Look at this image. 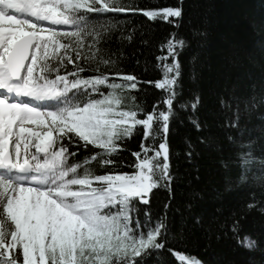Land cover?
Instances as JSON below:
<instances>
[{"label":"trees","instance_id":"trees-1","mask_svg":"<svg viewBox=\"0 0 264 264\" xmlns=\"http://www.w3.org/2000/svg\"><path fill=\"white\" fill-rule=\"evenodd\" d=\"M61 17L74 26L41 58L39 81L60 80L74 107L113 96L115 114L140 123L115 126L108 145L63 132L38 158L115 186L150 165L149 195L128 203L133 235L118 240L129 248L113 254L160 243L144 264H183L178 253L264 264V0H72ZM13 230L0 213V231Z\"/></svg>","mask_w":264,"mask_h":264},{"label":"rangeland","instance_id":"rangeland-1","mask_svg":"<svg viewBox=\"0 0 264 264\" xmlns=\"http://www.w3.org/2000/svg\"><path fill=\"white\" fill-rule=\"evenodd\" d=\"M71 1L0 0V81L6 82L8 77L5 68V57L13 42L24 33L33 32L38 34L39 38L25 68L22 81L18 85L29 89L34 87V90L42 91L45 94L55 95L60 93V81L47 80L40 87H36L39 81L38 67L43 56L55 50H61L62 44L58 41V36L71 32L69 30L72 27V23L61 18V16H67V9ZM7 3L19 4L22 11L25 9V13L30 16L25 14L23 17L18 18L13 13H9L7 6H4ZM166 9L172 8L163 9L167 17L172 16L164 11ZM33 17H37L39 20H34ZM51 100L56 103L54 107L47 106L35 110L28 107L19 110L14 108L10 111L5 110L4 107L0 108V123H3L6 117H19L13 132V152L17 151L16 146L19 145L21 159L27 160L28 153L30 154L29 157L34 159L32 163L27 160V171L25 170V173L27 175L32 174L33 178L30 181L35 183L27 182V179L23 177L25 182L30 183V186L37 193L47 192L61 203L94 206L97 214L112 229L115 238L123 241L122 235L132 237L133 232L130 225L128 203L134 197L145 199L149 195L150 191L143 190L146 188L151 189L152 187L148 173L149 163L143 162L135 174L124 176L123 184L115 186L111 177L95 179L96 181L93 182L90 176L69 175L56 169L53 163L38 158V154L39 152L43 153L47 149L46 143L53 145L57 136L66 131H76L90 141L108 145L110 144L109 140L104 139L103 136L105 134L112 135L115 126L130 129L135 123L138 124L140 122L135 115L128 112L117 116L114 112L117 100L113 96L90 102L81 107H74L73 104L71 105L65 101L60 102L56 96ZM0 105H2L1 101ZM153 118L154 116H149L147 120L143 121V124L149 128ZM21 129L24 131L21 132ZM21 137H23V142H21ZM48 163H50L49 167ZM42 170L44 175L41 176L39 174ZM137 177L141 179L137 181ZM0 179L11 181L9 176H3ZM13 183L17 187L19 186L18 181H13ZM50 240L51 237H49ZM79 254L78 250L77 255L79 256ZM191 257L199 260L200 264H204L199 258Z\"/></svg>","mask_w":264,"mask_h":264},{"label":"snow or ice","instance_id":"snow-or-ice-1","mask_svg":"<svg viewBox=\"0 0 264 264\" xmlns=\"http://www.w3.org/2000/svg\"><path fill=\"white\" fill-rule=\"evenodd\" d=\"M164 11L179 17L182 9ZM14 55L20 57L22 53L18 49ZM18 119V116L6 117L0 123V177H11V181L0 179V213L14 226L8 237L0 231V264H144L145 257L150 253L163 249L164 245L160 243L143 245V250L131 246V256L117 258L113 253L126 250L129 245L118 247V238L113 236L112 229L97 214L94 206L61 203L47 192L37 193L30 183L19 176L28 163L26 159H21L19 145L16 152L12 150V137ZM230 126L235 127L236 124ZM128 135L130 137L131 134ZM246 155L250 157L251 153ZM136 179L139 181L141 178ZM13 181H18L19 186ZM237 227L233 225L232 231L237 232ZM156 239L153 237V240ZM238 243L249 248L253 246L246 236ZM13 250H22L19 258L13 257ZM49 253L52 255L49 256ZM177 255L183 264H200L194 257Z\"/></svg>","mask_w":264,"mask_h":264},{"label":"water","instance_id":"water-1","mask_svg":"<svg viewBox=\"0 0 264 264\" xmlns=\"http://www.w3.org/2000/svg\"><path fill=\"white\" fill-rule=\"evenodd\" d=\"M36 41L37 36L32 32H28L13 43L11 50L6 56V62L8 71L14 79H19L21 77L27 62L31 57L32 49ZM18 49L22 53L20 57L14 55Z\"/></svg>","mask_w":264,"mask_h":264},{"label":"bare ground","instance_id":"bare-ground-1","mask_svg":"<svg viewBox=\"0 0 264 264\" xmlns=\"http://www.w3.org/2000/svg\"><path fill=\"white\" fill-rule=\"evenodd\" d=\"M17 8H18V10L19 11H21L22 10V8H21V6L20 5H17L16 6ZM7 70V69H6ZM8 73V72H7ZM9 76V75H8ZM0 84H5V83H0ZM44 89H45V87H43ZM31 97H34V95H32Z\"/></svg>","mask_w":264,"mask_h":264}]
</instances>
